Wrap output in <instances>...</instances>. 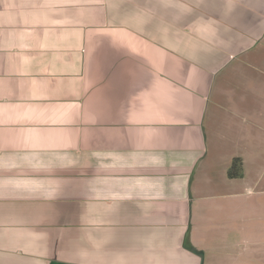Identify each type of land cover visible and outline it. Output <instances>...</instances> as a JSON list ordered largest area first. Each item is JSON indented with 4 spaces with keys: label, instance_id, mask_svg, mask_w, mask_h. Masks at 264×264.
I'll return each instance as SVG.
<instances>
[{
    "label": "crops",
    "instance_id": "0c3cea01",
    "mask_svg": "<svg viewBox=\"0 0 264 264\" xmlns=\"http://www.w3.org/2000/svg\"><path fill=\"white\" fill-rule=\"evenodd\" d=\"M193 2L0 0V264H264V0Z\"/></svg>",
    "mask_w": 264,
    "mask_h": 264
},
{
    "label": "rangeland",
    "instance_id": "374dc122",
    "mask_svg": "<svg viewBox=\"0 0 264 264\" xmlns=\"http://www.w3.org/2000/svg\"><path fill=\"white\" fill-rule=\"evenodd\" d=\"M176 3V2H175ZM189 4H190V7L191 8H189V9H192L193 8V6H195L194 4V2H193V0H189ZM174 19L175 20H177V16L176 17H174ZM178 21H180V18L178 19ZM190 37H192L191 35H190ZM222 192H223V190H222ZM220 193V192H219ZM212 201H215L216 203L217 202H219V203H224V204H228V203H230L231 202V200L229 199V198H227V197H223V198H214V200H212ZM210 241H208V243H209ZM219 243V241L217 242V244Z\"/></svg>",
    "mask_w": 264,
    "mask_h": 264
},
{
    "label": "trees",
    "instance_id": "16d2710c",
    "mask_svg": "<svg viewBox=\"0 0 264 264\" xmlns=\"http://www.w3.org/2000/svg\"><path fill=\"white\" fill-rule=\"evenodd\" d=\"M238 165H241V159L240 158H235L233 159V162H232V165H231V168L229 170V176H235V169L238 167Z\"/></svg>",
    "mask_w": 264,
    "mask_h": 264
}]
</instances>
